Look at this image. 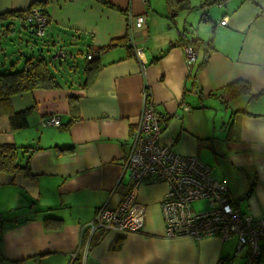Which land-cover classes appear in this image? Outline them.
I'll return each instance as SVG.
<instances>
[{
  "label": "crops",
  "instance_id": "0c3cea01",
  "mask_svg": "<svg viewBox=\"0 0 264 264\" xmlns=\"http://www.w3.org/2000/svg\"><path fill=\"white\" fill-rule=\"evenodd\" d=\"M108 1L112 7L100 0H0V14L41 9L48 17L42 51L61 49L73 61L68 72L63 69L60 88L10 98L12 110H28L25 128L12 130L0 112V145L20 147L31 173L0 171V264H243L246 248L238 247L235 235L164 236L163 182L135 188L134 201L144 208L141 230H108L94 242L87 226L100 206L116 207L128 191L122 164L143 90L160 117V142L196 155L227 186L242 214L264 216V95L231 97L224 88L242 80L252 93L264 89V0L223 6L209 0L205 8V0H188L191 9L176 13L165 0ZM128 11L145 16L141 61L124 43ZM194 33L202 44L211 40L213 49L200 47L189 69L183 45ZM88 54L101 67L94 82L81 88L67 73L81 72ZM77 58L83 64L77 66ZM70 99L77 106L71 121ZM52 116L60 125L42 123ZM44 218L59 222L46 227Z\"/></svg>",
  "mask_w": 264,
  "mask_h": 264
},
{
  "label": "built area",
  "instance_id": "2783aa9c",
  "mask_svg": "<svg viewBox=\"0 0 264 264\" xmlns=\"http://www.w3.org/2000/svg\"><path fill=\"white\" fill-rule=\"evenodd\" d=\"M228 1L217 0L215 3L223 6ZM144 17L130 11L126 14L128 29L125 43L140 61L143 53L141 42L146 38ZM26 22L34 24L36 34L41 36L48 18L41 9L32 7ZM220 23L225 24L226 21L222 19ZM196 39L194 33L191 40ZM183 49L185 65L191 69L196 62L197 49L192 44H187ZM56 56L63 57V54L58 51ZM90 56L85 57L90 59ZM143 91L144 102L131 131L129 149L122 164L123 174L126 173L130 179L129 188L116 207L103 205L94 213L87 226L90 236H94V242L108 230L118 233L141 230L144 208L134 201L135 188L143 183L163 182L166 190L160 199V212L164 221V236H190L194 239L218 236L224 240L235 235L238 247L246 248L243 264H261L264 259L260 244L264 242V216L251 218L242 214L228 196L227 186L213 179L209 167L200 162L196 155L177 153L170 145L160 142V117L149 91ZM184 108L188 109L186 106ZM42 123L58 126L60 118L52 116ZM199 200L205 201L207 207L194 210L193 203Z\"/></svg>",
  "mask_w": 264,
  "mask_h": 264
},
{
  "label": "trees",
  "instance_id": "16d2710c",
  "mask_svg": "<svg viewBox=\"0 0 264 264\" xmlns=\"http://www.w3.org/2000/svg\"><path fill=\"white\" fill-rule=\"evenodd\" d=\"M100 1L108 7H112V4H110L108 0H100ZM165 1L168 8H170L175 13L178 11H183V10L188 11L191 9V5L189 4L188 0H165ZM206 2H209V0H205V3ZM205 3H203V6L205 5ZM33 6H38V5L34 4ZM29 10L30 8L27 9L26 11H11L0 14V31L3 32V34L8 33V31H10V26L13 23L18 22L20 27H24L28 29L29 34H32L34 36H39L38 34H36L35 25L26 22V16ZM44 34L45 33H43V35L41 36H44ZM126 40L127 39L125 37L124 43L126 42ZM44 43H46V41H44ZM187 44H192L193 46H195L197 51L199 50L200 47H202L204 49V52L206 53H208L210 50L213 49L211 40L205 42L204 44H202V42H200L197 39L187 40L186 44H184L183 47L186 46ZM0 52H1L0 57L7 56L6 53L4 52V49L3 51L0 49ZM11 53H15V52H11ZM62 54L63 57L53 55L54 57L51 56L46 58L41 53V50L39 51L37 50L35 54L32 53L30 55H26L23 61L21 60V58H16L14 62L10 63L9 69H7L4 66L5 60H1L0 58V112L8 118L10 128L12 130L23 129L28 125L27 122L28 110L15 112L11 108L10 98L13 95L29 92L35 89L60 88L62 86L61 81H63L61 79L64 73L63 69L65 70V68H63L60 64H58L60 67L57 68L54 64H51L52 60L56 61L58 58H61L64 61L66 60L65 62H67L68 64L67 67L72 66L73 64V61H68L66 58V57H70L72 55L71 53H66L65 51H63ZM90 57H91L90 59L86 58L87 62L81 68L82 69L81 72L83 74V79L80 80V84H79V87L81 88H87L94 82L100 70L99 68L101 67L98 57H92V56ZM205 60L206 57L203 59L202 62L197 64L198 66L196 67V71L204 65L203 63H205ZM224 88L229 92V95L231 97H238L240 95L249 94L250 99H257V98L259 99V97L264 95V89L256 93H252L249 84L242 80H237L235 82H232L227 86H224ZM75 101H76L75 99L69 100L68 106L71 115L70 121L73 118L77 117V106ZM70 121H68L66 125H68ZM23 149L24 152L31 153V151H33L35 148L24 147ZM20 150L21 148L14 144L0 145V171L9 174L20 172L26 176H31L29 167L27 166V164H23V162L21 161L22 153L20 152ZM58 222L59 219L44 218V224L46 227H52L54 224Z\"/></svg>",
  "mask_w": 264,
  "mask_h": 264
},
{
  "label": "rangeland",
  "instance_id": "374dc122",
  "mask_svg": "<svg viewBox=\"0 0 264 264\" xmlns=\"http://www.w3.org/2000/svg\"><path fill=\"white\" fill-rule=\"evenodd\" d=\"M48 36L44 35V36H34L32 34H29V32L27 31H23L21 30V28L19 27L18 24H16L12 31L10 32V34L8 35H4L1 36L0 35V45H2V47L5 50L6 53V57L1 56V60H5L4 62V66L9 69L10 63L14 62L16 58H21V60L23 61V59L26 57V55H30V54H35L37 52V50H41V53L43 54V56L47 57H51V56H56L57 52H56V48L53 47H49L47 50L48 51H42L43 49H45L46 45L44 43L45 40H47ZM20 39H23V41H20ZM28 40V47H26L25 42ZM69 47V46H68ZM31 48L33 50H31ZM12 49H15V53H11ZM81 51L85 52L87 49L85 47H80ZM66 50V49H65ZM53 56V57H54ZM77 61V66L79 65V63L84 62V59H76ZM66 61V60H65ZM63 59L58 58L56 61L51 62V64H54L57 68H59L60 66L58 64H60L63 68H65L66 72H68V68L67 67V62H65ZM53 66V65H52ZM20 67V66H18ZM71 76V78L73 79L72 81H79L82 80V72L76 71L73 72L71 71V73H67ZM193 207L194 210H200V209H204L207 207L206 202L205 201H197L193 203Z\"/></svg>",
  "mask_w": 264,
  "mask_h": 264
}]
</instances>
